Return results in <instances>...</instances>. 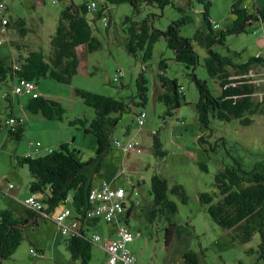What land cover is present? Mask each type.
<instances>
[{
  "label": "rangeland",
  "instance_id": "rangeland-1",
  "mask_svg": "<svg viewBox=\"0 0 264 264\" xmlns=\"http://www.w3.org/2000/svg\"><path fill=\"white\" fill-rule=\"evenodd\" d=\"M10 8L9 15L23 18L27 22L28 34L21 36L18 30L9 29L0 34L3 44L0 46V57L11 65L18 58V48L23 53L30 50L51 51V39L55 35L62 12L72 1L80 5L84 0H61L53 4L52 0H4ZM237 0H211L210 16L219 30H226L235 19L231 9ZM101 0L99 1V3ZM242 5L249 12H255V6L264 8V0H242ZM181 7L183 12L178 8ZM203 5L193 0H172V4L160 9L157 6H142L139 13L129 3L110 5L102 15L89 13L87 18L94 35L102 46L97 51H88L86 46L78 49L80 67L71 84H62L46 78L38 83L40 94L46 99L55 100L64 107L63 120H49L41 114L26 113V125L20 141L9 136L10 126L6 125L13 114L25 111L30 101L27 95L12 94L16 81L8 79L0 82V211L27 209L24 202L34 195L41 198V193H32L30 183L33 178L27 166H18L16 157L34 152L30 142H40L41 152L34 156H44L62 143H68L71 149L80 152L82 162H88L96 156L97 139L92 133H86L84 127L72 125L76 119H86L89 123L95 118V110L76 95V89L89 91L106 97L123 100L129 105L127 111L119 117L113 133L111 146L102 161V169L92 179V184L113 183L126 189V212L120 217L134 233V240L128 245L137 258L136 264H186L184 254L195 252L198 264H264L259 259L257 250L260 235L256 234L249 243L242 244L232 238L229 230L219 226L210 216L208 205L201 203L200 194H217L216 176L227 167L237 166L239 162L246 170L264 160V111L247 115L251 125L244 126L240 119L222 122L213 117L209 128L205 129L199 122L196 104L199 92L192 77L206 81L211 92L216 95L221 91L216 80L210 77L205 66L207 52L194 42L195 51L200 57L195 69H187L184 64L174 59V52L167 46L162 37L154 46L153 57L143 63L140 57L130 55L125 48L123 21L131 16L135 21L146 17L151 19L155 30H166L168 26L188 15L193 21L181 28V36L193 38L196 29L201 26ZM107 16V23L101 18ZM214 51L233 57L236 63H245L252 57L264 58V23L254 22L244 33L231 35L225 45H216ZM167 61L165 74L176 80L185 97L183 105L171 117L166 116V106L157 99L160 90L158 75L161 72L160 62ZM257 73L252 74L261 83L262 88L255 96L261 101L264 95V67L257 66ZM124 76L114 82L118 72ZM144 71L148 79V103L145 107L135 105L137 98L136 79ZM195 71V72H194ZM5 93H11L7 99ZM155 96V100L153 97ZM144 111L147 115L145 125L138 124V114ZM27 112V111H26ZM158 133L166 157L155 155L153 148L154 135ZM203 138V139H201ZM134 142L135 150L124 152L114 142ZM140 151V152H138ZM155 174L168 180L169 189L182 185L187 195V202L169 193V197L179 207L176 216L168 220L165 216L151 223L148 213L153 209L151 180ZM14 185L6 190L5 184ZM4 189L5 192L2 191ZM137 192V196H134ZM221 197L215 199L217 203ZM131 216L127 221V211ZM55 214H53V217ZM124 217V218H123ZM95 231L102 233L111 224L105 221ZM173 224V238L166 242V231ZM93 246V258L89 264H106L107 255L103 250L107 237ZM67 239L58 230L52 220H40L39 225L31 223L24 232V239L12 258L0 261V264H81L72 259L67 248ZM31 250L36 252L32 255ZM41 254V255H40Z\"/></svg>",
  "mask_w": 264,
  "mask_h": 264
},
{
  "label": "trees",
  "instance_id": "trees-1",
  "mask_svg": "<svg viewBox=\"0 0 264 264\" xmlns=\"http://www.w3.org/2000/svg\"><path fill=\"white\" fill-rule=\"evenodd\" d=\"M1 1L5 5V10L0 14V34L3 33L2 27H4L5 32L12 28L25 37L29 31L26 20L11 17L10 8L4 0ZM59 1L61 0H56L54 3L52 0V3L57 4ZM99 1L97 0L99 6L96 12H89L90 0H84L80 5L72 1L66 7L61 14L56 33L51 39V51L48 54L42 50H30L23 53L22 48L17 46L19 54L13 64L8 65L6 60L0 57V82H6L8 79L15 80L13 95H27L15 93L16 87L20 86L22 81L34 82L38 93L37 98L27 95L30 101L24 108L25 111L16 115L13 109V114L6 120V125L11 127L9 136L12 139L20 141L23 138L25 116L28 112L41 114L49 120H63L64 107L55 100L43 97L37 83L41 79L49 78L62 84H71L78 74L81 63L78 55L79 47L86 46L88 51H97L101 48L102 44L94 35L87 18L89 13L102 15V11L106 12L110 5L123 3L131 4L137 13L141 11L142 6H157L164 9L172 4V0H101L100 3ZM187 1L190 5L193 0ZM196 1L203 5L204 9L201 26L196 29L193 38L181 36V28L193 21V18L188 15L172 22L164 31L153 29L149 17L138 22L131 16H126L123 21L126 36L125 48L130 55L140 57V60L146 64L153 57L155 44L164 37L167 46L174 52L175 61L184 64L190 70L195 69L200 62V57L194 48V42L197 43L207 52L205 66L208 74L221 88V91L214 95L206 81L192 74L199 92L196 108L200 124L205 129L209 128L210 119L213 117L222 122L240 119L242 125L249 126L252 120L247 115L264 111V95L261 101L255 100L262 85L256 78L250 76L251 73H257V66L264 67V58L257 56L245 63H236L233 57L223 56L215 52L213 48L216 45H225L227 38L231 35L244 33L246 28L254 22L264 23V8L256 5L255 12L252 13L242 5V0H237L231 9L235 16L234 21L226 30H219V25L214 24L210 16L211 0ZM178 10L183 12L181 7ZM108 18L107 16L101 18L107 23V28H109ZM4 20H7L6 25H3ZM0 42L1 46L3 41L0 39ZM160 69L162 72L158 75L160 94L157 99L166 106L165 115L171 117L181 108L185 97L178 82L166 76V60L160 62ZM136 84L139 102L134 104L145 107L148 103L149 88L144 71L138 75ZM75 92L86 105L95 110V118L90 123L86 119H76L71 124L84 127L86 133H92L96 137L98 145L96 156L84 163L80 159L78 150L71 149L68 143H62L44 156L32 158L17 156L16 161L18 166L28 167L33 178L30 183L31 192L41 193L42 197L39 199L46 205L45 213L62 210L70 200L69 206L84 221L85 213L90 206L89 192L92 188V179L102 169L103 158L111 146L113 133L119 122V117H112V115H121L128 110L129 105L123 100L85 90L76 89ZM3 96L7 99L11 93H5ZM12 120L15 121L14 124H11ZM1 127L0 120V130ZM36 143L40 144L37 155L41 152L42 144ZM153 148L155 155L166 157L158 133L154 135ZM215 185L218 193H201V203L209 206L208 212L219 226L229 232L232 231L230 233L234 241L246 244L259 234L260 242L257 250L251 249L250 252L256 251L259 259L264 261V160L255 164L251 170L244 169L239 162L237 166L227 167L216 176ZM2 191L5 192L4 189ZM169 193L179 197L182 203L187 202V195L182 185L176 184L169 189L168 180L162 175L155 174L151 180L153 209L148 213L151 223L163 216L170 220L177 215L179 207L170 199ZM218 197L221 199L214 203ZM27 209V217H18L12 209L0 211V261L13 257L23 242L25 230L32 221L37 217L43 219L39 216L40 214ZM127 212L130 215L131 210ZM173 227L174 225L170 224L166 231L167 244L173 238ZM93 246L94 244L89 240L81 237L67 239V248L72 259L81 264L90 263ZM184 262L198 264L195 252L192 250L186 252Z\"/></svg>",
  "mask_w": 264,
  "mask_h": 264
},
{
  "label": "built area",
  "instance_id": "built-area-1",
  "mask_svg": "<svg viewBox=\"0 0 264 264\" xmlns=\"http://www.w3.org/2000/svg\"><path fill=\"white\" fill-rule=\"evenodd\" d=\"M55 3L56 0H53ZM99 4L97 0H90L88 9L89 12H96L98 10ZM5 10L4 3L0 0V14ZM7 24V20L3 21V25ZM5 28L2 27V32H5ZM1 44V42H0ZM119 77L115 76L113 81L117 82L124 76L123 71L118 72ZM253 73L250 74L252 77ZM16 94H27L32 98H37L38 93L36 90V85L31 81H22L20 86L15 89ZM147 115L144 111L138 114V124L140 127L144 126ZM15 121L12 120L11 124ZM118 149L128 152L135 150L134 142L122 143L120 141L114 142ZM35 147L34 152H28L25 157L32 158L36 153L39 152V143L30 144ZM140 152V151H138ZM7 190H12L14 185L11 183L5 184ZM137 195V193H135ZM126 199L127 192L123 188H113L110 184H103L100 187H92L89 192V208L85 213L84 221L80 219V215L74 213L72 208L69 206L70 200L62 211L55 217H51L49 213H45L44 210L46 205L32 195L25 200V206L37 214L43 219H49L55 222L58 227L59 232L64 236L70 238L81 237L89 240L92 244L98 245L102 241V236L99 233L89 234L87 229L89 224L105 221L108 224H112L116 227L117 237L115 239H110L105 245V250L108 254V259L106 264H136L137 258L134 253L129 248V244L134 240V233L126 225L122 224V218L120 217L124 212H126ZM32 255H36L34 250H31ZM41 255V254H40Z\"/></svg>",
  "mask_w": 264,
  "mask_h": 264
},
{
  "label": "crops",
  "instance_id": "crops-1",
  "mask_svg": "<svg viewBox=\"0 0 264 264\" xmlns=\"http://www.w3.org/2000/svg\"><path fill=\"white\" fill-rule=\"evenodd\" d=\"M160 94V90H158V92H157V94H156V96H158ZM153 99L155 100V96L153 97ZM13 109H15V104H13ZM22 111L21 110H19V113H21ZM129 142H132V141H129ZM130 152V151H129ZM113 188H121V187H117L116 185H114L113 183H111L110 184ZM100 186H102V185H96V186H94L93 184H92V187H94V188H97V187H100ZM124 189V188H123ZM7 190V189H6ZM126 190V189H125ZM127 192V191H126ZM135 193H137V192H134V196H137V195H135ZM128 194V193H127ZM31 196V195H30ZM127 197H128V195H127ZM38 198V197H37ZM24 204H25V202H24ZM14 210V209H13ZM27 210L28 209H26V208H24V210L23 211H18L17 210V212H18V214H20L18 217H27ZM62 210H55L54 212H52V213H50V216L51 217H53V214H55V216H57L60 212H61ZM132 212V211H131ZM54 216V217H55ZM130 216H131V213H130V215H128V212H127V216H126V218H127V221H129V218H130ZM124 218V217H123ZM40 220H43V219H39V217H37V219H35L34 221H32L31 223L33 224V225H35V226H37V225H39V221ZM55 223V222H54ZM100 224H103V222H100L99 223V221L98 222H95V223H91V224H89V226H88V230H89V234L91 235V234H93V233H97V231H95L96 229H97V227L100 225ZM105 226H107L104 230H103V232L102 233H100V234H102L103 236H106L107 237V240H106V243H105V245L107 244V242L110 240V239H115L116 237H117V234H116V227L114 226V225H112L111 224V226H109V225H106V224H104ZM101 243V242H100ZM105 245H104V248H103V250L106 252V250H105ZM106 255H107V259H108V254H107V252H106ZM92 258H93V256H92Z\"/></svg>",
  "mask_w": 264,
  "mask_h": 264
}]
</instances>
